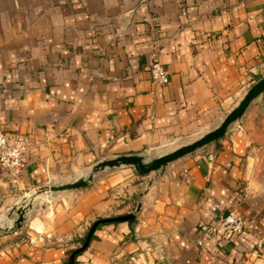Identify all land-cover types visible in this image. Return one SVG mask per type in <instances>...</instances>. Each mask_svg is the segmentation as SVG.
I'll return each instance as SVG.
<instances>
[{
  "label": "crops",
  "instance_id": "1",
  "mask_svg": "<svg viewBox=\"0 0 264 264\" xmlns=\"http://www.w3.org/2000/svg\"><path fill=\"white\" fill-rule=\"evenodd\" d=\"M263 75L264 0H0V125L33 141L12 184L207 132ZM138 175L100 170L27 228H0V264H66L96 218L130 212L97 225L77 264H264V91L142 189ZM232 205L242 232L198 230Z\"/></svg>",
  "mask_w": 264,
  "mask_h": 264
},
{
  "label": "water",
  "instance_id": "2",
  "mask_svg": "<svg viewBox=\"0 0 264 264\" xmlns=\"http://www.w3.org/2000/svg\"><path fill=\"white\" fill-rule=\"evenodd\" d=\"M264 91V75L254 81L246 90L244 95L241 97L239 102L232 107L220 121V123L215 126L214 128L210 129L209 131L205 132L198 138L192 140L191 142L182 144L170 151L159 153L152 157H146L142 154L131 153V154H120L114 157L103 158L101 160L96 161L91 165L89 170L85 172V174L80 175L74 179L58 182L53 184H43L37 186L29 199H32L35 195L39 193H44L47 191H58V190H67V189H76L87 186L89 182L93 179V176L96 172L103 170L107 167H117L122 165H132L136 171L140 174H148L151 171H157L166 163L177 159L189 152L194 151L195 149L202 147L203 145L212 142L219 137H221L225 132L229 124L239 118L251 101L259 95L261 92ZM26 204L14 205L12 208L16 209L18 216L14 220L15 225L19 226L21 221L23 220V213L25 211ZM135 214L133 212L122 214V215H115V216H104L96 218L88 227L84 241L82 244L77 247L71 255L73 256L78 251L83 250L97 225L105 222L111 221H119L125 219H133Z\"/></svg>",
  "mask_w": 264,
  "mask_h": 264
},
{
  "label": "rangeland",
  "instance_id": "3",
  "mask_svg": "<svg viewBox=\"0 0 264 264\" xmlns=\"http://www.w3.org/2000/svg\"><path fill=\"white\" fill-rule=\"evenodd\" d=\"M203 133L205 132L198 131V132L192 133L188 137L184 136V137L173 138L172 140L168 141L165 145L161 146L160 148L153 149L151 153L144 155V156L152 157V155L154 156L161 152L170 151L184 143L192 141V139L197 138L199 135ZM172 161L166 163V165L170 164ZM122 166H132V165H122ZM117 167H107L105 169L110 170V169H115ZM89 168L85 170L82 173V175L85 174V172H87ZM159 170L160 169H158L157 171H151L148 174L138 175L139 176L138 181L140 182L141 189L147 186L148 182H150L151 180L155 178ZM1 171L4 172V175L2 177L4 178V181H5V183L0 187V228L1 229L5 227L17 228L19 226L27 228L29 219L31 217L41 212V210H43L48 204L56 201L58 198H60V196H63V194L69 192V190H75V189H67V190H58V191H47L44 193H39L35 195L32 199H29L33 190L37 186L43 185V184H53V183H58V182H64V181L74 179L78 176V174L75 172H68L64 177L56 178L49 182L36 185L31 190L26 189L25 191V189L18 188L12 184L13 177H12V173L9 170H6L0 167V172ZM23 203L26 204L25 211L23 213V220L21 221L20 225L17 226L15 225L14 220L17 218L18 213L16 209L12 208V206L20 205Z\"/></svg>",
  "mask_w": 264,
  "mask_h": 264
},
{
  "label": "built area",
  "instance_id": "4",
  "mask_svg": "<svg viewBox=\"0 0 264 264\" xmlns=\"http://www.w3.org/2000/svg\"><path fill=\"white\" fill-rule=\"evenodd\" d=\"M153 82L164 84L169 81V73L160 61H154L149 67ZM32 139L25 133L8 131L0 125V166L12 174L18 173L23 166V159L31 146ZM247 218L235 205L223 212L214 223L200 222L197 226L201 233H240L245 229ZM201 243V240H198ZM256 246H264V235L256 237Z\"/></svg>",
  "mask_w": 264,
  "mask_h": 264
},
{
  "label": "trees",
  "instance_id": "5",
  "mask_svg": "<svg viewBox=\"0 0 264 264\" xmlns=\"http://www.w3.org/2000/svg\"><path fill=\"white\" fill-rule=\"evenodd\" d=\"M138 174H140L138 171H136ZM141 175V174H140ZM134 207V205L132 206V208ZM124 214H126V213H124ZM130 220V219H129ZM131 221V220H130ZM85 234L86 233H84L82 236H80V237H78V238H76L75 240H77L78 241V243L79 244H77L75 247H73V248H71V249H69V251H68V256H67V258H66V264H77V256L83 251V250H81V251H78L77 253H75L73 256L71 255V253L73 252V250H75L77 247H79L81 244H82V242L84 241V237H85ZM93 234V233H92Z\"/></svg>",
  "mask_w": 264,
  "mask_h": 264
}]
</instances>
